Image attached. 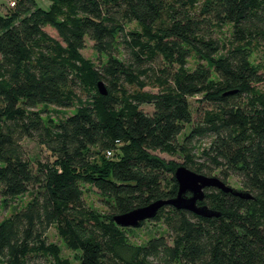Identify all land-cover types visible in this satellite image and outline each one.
<instances>
[{
	"label": "trees",
	"instance_id": "obj_1",
	"mask_svg": "<svg viewBox=\"0 0 264 264\" xmlns=\"http://www.w3.org/2000/svg\"><path fill=\"white\" fill-rule=\"evenodd\" d=\"M132 22L140 29H128ZM224 24L227 40L217 35ZM87 39L97 62L81 53ZM262 46L264 0H53L48 8L18 0L0 12V206L33 194L0 222V264H71L47 239L53 225L82 264H264V65L251 61ZM43 104L76 109L47 122ZM25 138L61 169L35 167ZM95 147L112 150L100 166ZM180 150L192 171L226 183L236 176L251 197L206 189L199 204L219 216L166 204L152 219L168 236L133 244L134 227L113 217L174 198L178 165L155 152ZM80 172L107 213L87 206Z\"/></svg>",
	"mask_w": 264,
	"mask_h": 264
},
{
	"label": "rangeland",
	"instance_id": "obj_2",
	"mask_svg": "<svg viewBox=\"0 0 264 264\" xmlns=\"http://www.w3.org/2000/svg\"><path fill=\"white\" fill-rule=\"evenodd\" d=\"M13 1L18 0H0V12L2 14H8L13 9L14 5H12ZM39 5L48 8L51 6L53 0H37ZM140 25L137 22H132L128 25V29H140ZM50 30V29H49ZM232 27L230 24H224L222 27L217 29V35L227 40L231 35ZM51 31V30H50ZM52 32V31H51ZM84 57L97 62L98 61V53L94 49V43L92 40L87 39L86 47L81 51ZM251 61L255 65H264V46L257 48L254 50ZM197 63V56L193 55L189 59V66L194 67ZM199 97L190 98L192 110L195 113L199 103ZM142 108L145 112L152 113L154 110V106L151 104H143ZM75 107L72 108H62L57 107L51 104H43L38 107L43 114L44 119L48 121L58 122L65 119L67 116L75 112ZM191 130V125H186L184 131L179 136V142L182 143L184 140V134ZM23 145L26 149L27 155L29 159L32 161L35 167H38L39 164L50 163L51 166H55L56 168L61 169V162L57 160L56 156L43 144H41L35 138H25L23 140ZM209 145V140H203L198 143V147L196 152L200 154L201 150ZM95 155L92 157V162L94 166H100L102 163L104 164L109 158L108 153L106 154L104 150L99 149L98 147L94 148ZM157 155L165 158L168 162L174 164L175 166L183 165L185 162V156L183 152L180 150L175 155H170L164 152L156 151ZM90 173V171L88 172ZM80 174L84 177L80 180V186L83 191L84 199L91 209L101 213L108 212V206L104 202V198L99 192V190L95 187V185L85 179V174L87 176V172H80ZM215 175H219L218 171ZM227 183L230 187L242 190L243 186L239 178L236 176H230L227 180ZM33 194L32 191H29L19 197L12 198L8 200L6 203H2L0 206V222L16 212L17 210L25 207L28 202L32 199ZM130 242L133 244H145L151 238L155 236L165 235L168 236V231L166 226L162 221H156L153 219H148L141 224V226L133 228L127 232ZM47 239L49 242L55 243L61 249V256L68 258L71 264H82V252L79 250L71 249L67 243L63 240V238L58 233L57 227L55 225L51 226L47 230ZM173 264H187L183 260L175 261Z\"/></svg>",
	"mask_w": 264,
	"mask_h": 264
},
{
	"label": "water",
	"instance_id": "obj_3",
	"mask_svg": "<svg viewBox=\"0 0 264 264\" xmlns=\"http://www.w3.org/2000/svg\"><path fill=\"white\" fill-rule=\"evenodd\" d=\"M99 91L107 94V89L102 81L98 83ZM178 184L177 195L169 200H157L147 206L136 208L124 214L113 217L115 222L123 227H139L148 219L154 218L159 209L171 204L177 208L188 209L203 216H219L221 213L210 209L207 205L199 204L206 197V189L219 188L225 192H232L244 198H250V193L230 187L217 176H207L192 171L185 165H179L174 172Z\"/></svg>",
	"mask_w": 264,
	"mask_h": 264
},
{
	"label": "built area",
	"instance_id": "obj_4",
	"mask_svg": "<svg viewBox=\"0 0 264 264\" xmlns=\"http://www.w3.org/2000/svg\"><path fill=\"white\" fill-rule=\"evenodd\" d=\"M12 5H14V6H15V1H13V2H12ZM107 153H108V155H110V156H111V155H112V150H108V151H107Z\"/></svg>",
	"mask_w": 264,
	"mask_h": 264
}]
</instances>
